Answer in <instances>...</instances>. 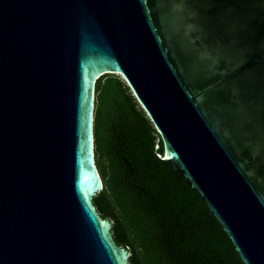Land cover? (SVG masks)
Listing matches in <instances>:
<instances>
[{"label": "water", "instance_id": "95a60500", "mask_svg": "<svg viewBox=\"0 0 264 264\" xmlns=\"http://www.w3.org/2000/svg\"><path fill=\"white\" fill-rule=\"evenodd\" d=\"M103 75L264 264V0H0V264H128L92 203Z\"/></svg>", "mask_w": 264, "mask_h": 264}, {"label": "trees", "instance_id": "16d2710c", "mask_svg": "<svg viewBox=\"0 0 264 264\" xmlns=\"http://www.w3.org/2000/svg\"><path fill=\"white\" fill-rule=\"evenodd\" d=\"M93 146L102 189L92 203L128 264H242L205 203L162 160L155 129L118 76L95 83Z\"/></svg>", "mask_w": 264, "mask_h": 264}]
</instances>
